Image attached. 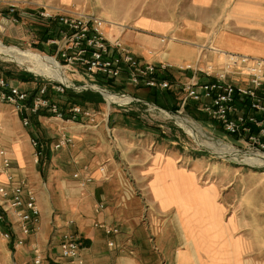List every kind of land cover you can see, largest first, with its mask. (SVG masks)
I'll list each match as a JSON object with an SVG mask.
<instances>
[{
	"label": "rangeland",
	"instance_id": "374dc122",
	"mask_svg": "<svg viewBox=\"0 0 264 264\" xmlns=\"http://www.w3.org/2000/svg\"><path fill=\"white\" fill-rule=\"evenodd\" d=\"M15 2L31 10L42 7L55 9L29 1ZM3 26L5 30L0 31V42L5 46H18L23 51H30L34 56L40 57H48L40 53L41 50L47 54L55 52L54 46L50 48L47 46V48L44 42L38 45L40 50L34 45H29V34L25 29L23 31L26 35L22 39L19 38L20 26L13 27V32L10 31L11 26ZM40 29L43 30V28ZM40 35H43V31L39 32ZM56 61L58 67L60 65L64 67L60 69L64 71L66 82L69 81L72 84L76 93L90 91L103 98V102L99 104L88 103L101 113V120L96 126L88 121L76 123L54 117L36 118L34 128L43 144L45 154L41 163L35 162V148L30 143V134L20 122L19 131L16 132L17 136L14 139L21 140V144L25 147L26 164L34 169L33 173H28L27 170L21 171L28 173L38 192L43 223L41 233L34 234L29 243L18 250L13 249L0 235V240L5 244L0 251L7 250L8 264H34L32 256L34 244L48 250L44 264H58L56 263L59 260L58 242L61 233L67 229L66 224L69 221L74 223L71 226L74 232H83L86 235V230L94 228L100 238L111 239L115 243L121 239L123 233L131 237V229L127 227L128 223L124 220L142 218L145 222L147 221L148 180L139 171L154 165L158 167L152 169L155 170L154 182L157 183L153 186V191L161 204H176L183 210L195 208L194 213L210 221L211 226L218 225L222 219L214 211L218 206H223L219 205L217 200L214 188L216 187L219 190L220 201L227 208L226 217L233 216L238 221L248 224L236 232V237H245L246 262L264 264V164L249 157V152L243 151L246 147L240 139L224 132L216 123L197 110L192 109V112H189L187 109L181 112L180 114L197 122L213 141L219 143L220 148H214L207 139L199 137L193 129L176 117L175 113H170L173 107L166 104L165 94L159 93L156 98L152 92L130 85L124 87L117 85V89L110 88L109 83L92 79L82 70L72 71L59 58ZM10 72L19 76L29 74L27 77L32 80L27 82L29 88L43 84L46 78L63 81L39 72L33 63L20 64L14 58L7 59L0 56V73L7 75ZM95 84L105 89L102 91H109L113 95L126 94L125 96L131 98V101L111 102L104 92L105 97L99 92L84 89L85 86ZM56 98L62 103L66 100L64 97ZM132 98L143 100V102L132 101ZM158 98L161 105L157 103ZM14 116L11 106L0 103L1 136L4 137V125ZM64 133L72 138V142L61 148H55L60 136ZM5 144L10 153L13 152L11 141L5 140ZM168 156L176 157L177 163ZM164 159L168 161L159 164ZM170 161L185 169L193 168L198 164L201 169L199 181L205 188L202 190L194 177L185 181L175 169L171 170L173 168ZM101 167L107 171L105 174L101 172ZM167 177L173 178L171 184L166 181ZM88 178L92 179L87 181ZM101 203L105 204V209L108 207L112 210L117 209L112 213V223L121 227L122 232L118 236L107 235L100 230L102 228L97 229L99 227H96L95 221L86 224L91 218L86 208L89 205L92 206L95 213L97 205ZM121 206L127 208L128 213H119ZM136 208L142 211L133 213ZM208 214L211 215L206 217ZM213 214H218L219 217L214 224ZM234 222L233 218L230 219L231 224ZM194 244L197 249L204 246V249L209 250L205 234H203L202 244L197 241H194ZM147 245L148 248L152 247L150 242H147ZM235 249L237 253H240L245 249L244 243L237 239ZM0 257L3 262L2 252ZM68 260L66 259V262L62 264H77L75 261L69 263Z\"/></svg>",
	"mask_w": 264,
	"mask_h": 264
},
{
	"label": "built area",
	"instance_id": "2783aa9c",
	"mask_svg": "<svg viewBox=\"0 0 264 264\" xmlns=\"http://www.w3.org/2000/svg\"><path fill=\"white\" fill-rule=\"evenodd\" d=\"M1 6L0 18L7 22V27L20 26L21 38L26 35L25 29L29 34V45L38 46L44 42L46 47L54 46V53H40L59 58L72 71L82 70L90 78L109 84L149 88L152 91L172 90L180 112L189 108L197 110L224 132L240 139L246 147L243 151L264 152V58L227 53L219 68L213 64L205 68L192 64L180 67L181 70L192 71V75L185 81L173 82L170 78L172 66L143 61L120 36L108 38L103 31L106 21L99 16L46 7L31 10L16 2ZM4 30L2 26L0 31ZM41 31L43 35L39 36ZM44 81L29 88L27 82L19 77L0 73V103L11 106L29 132L36 163H41L45 155L34 128L36 118L54 117L76 123L88 121L96 126L101 120V113L91 106L77 103L64 106L56 98L65 97L67 89H74L69 81L52 78ZM136 101L143 102L140 99ZM71 142L72 138L64 133L55 148ZM0 163V176H4L0 179V235L18 250L39 233L43 221L42 208L28 173L19 171L1 135ZM101 172L105 174L107 171L101 167ZM104 210L105 204L101 203L95 213ZM73 224L69 221L67 229L61 233L57 247L59 258L85 264L81 253L83 238L80 233L72 231ZM95 225L107 235H118L121 231L119 225L106 222H96ZM109 245L115 246V241L111 240ZM47 254L45 247L38 244L32 246L34 264H44Z\"/></svg>",
	"mask_w": 264,
	"mask_h": 264
},
{
	"label": "crops",
	"instance_id": "0c3cea01",
	"mask_svg": "<svg viewBox=\"0 0 264 264\" xmlns=\"http://www.w3.org/2000/svg\"><path fill=\"white\" fill-rule=\"evenodd\" d=\"M15 1H29L99 16L106 21L103 31L108 38L121 36L143 61L172 66L170 78L173 82L185 81L192 75V71L181 70L180 67L192 64L205 68L213 64L219 68L227 53L264 58V0H0V6ZM4 24L7 25V22L0 18V29ZM18 34L19 38L23 35L20 31ZM164 37L166 41H162ZM157 92L167 96L165 101L168 106H177L174 91ZM20 125V119L15 115L3 127L4 138L11 141L12 157L19 171L33 173V167L26 164L24 145L20 139H14ZM168 158L173 162L177 159L173 156ZM166 161L161 160L159 164ZM173 162L171 170L175 169L185 181L196 178L201 189L205 188L199 181L201 169L198 164L185 169ZM157 167L149 166L139 171L148 180L147 221L126 218L124 221L131 229V237L123 233L113 247L109 245L111 239L100 238L94 228L86 230V235L81 232L84 243L81 253L85 264H250L244 257L247 245L245 237H236V232L248 224L233 216L226 217L227 208L220 201L219 190L214 187L219 205L223 206H218L214 211L222 219L218 225L211 226L210 221L194 213L195 208L183 210L176 204H161L153 191L157 183L154 182L155 170L152 169ZM0 179H4V176H0ZM166 181L171 184L173 178L167 177ZM120 208L119 213H128L127 208ZM86 209L91 217L86 224L91 221L113 224L112 213L117 210L108 207L103 212L94 213L90 205ZM141 211L136 208L133 213ZM232 218L234 224L230 223ZM41 231L42 228L39 233ZM203 234L209 250L204 246L200 249L195 247L194 241L202 244ZM237 239L245 245L240 253L235 249ZM147 242L151 243V248H148ZM4 246L0 240V248ZM1 252L3 262L0 257V264H8L7 250ZM58 259V264L66 262V258ZM68 261L73 262L71 259Z\"/></svg>",
	"mask_w": 264,
	"mask_h": 264
},
{
	"label": "bare ground",
	"instance_id": "6f19581e",
	"mask_svg": "<svg viewBox=\"0 0 264 264\" xmlns=\"http://www.w3.org/2000/svg\"><path fill=\"white\" fill-rule=\"evenodd\" d=\"M0 56L7 57V59L14 58L20 64L23 63V62H25V63H33L34 66L37 68V70L39 72H42L43 74H46V75H52L54 78L63 80L65 82L67 80L65 78L64 71L62 69H60V67L63 68V69H64V67L62 65H60V67H58L59 65L58 64H57L58 66L56 65L57 61H56V58H54V57H51L50 58V56H48V55H46V56H48L49 58L48 57H40V56H36V55L34 56L30 51L25 52L22 49L17 48V47L5 46L1 42H0ZM103 92L111 100V102L112 101H115V102H118V103H123V102H129V101H131V98L126 97V96L113 95L109 91H103ZM174 115L176 117H178L188 127H190L191 129H193L199 135V137L205 138V140L207 139V141L209 142V144L211 146H213L214 148H220L218 146L219 143L217 144L216 141H213V139L208 136L209 134L207 135L205 133V131L202 129V127L199 124H197V122H195L194 120L190 119L186 115H185L186 116L185 117L184 115H182L180 113L174 114ZM201 140H203V139H201ZM222 147H221V149H222ZM223 148H225V147H223ZM262 153L263 152H258V151H256V152H249L248 155H250L249 157H251V158L257 160L258 162L264 164V154H262ZM188 200H190V198ZM213 216L215 218V219H213V224H214L215 223V220H217V221L219 220V217H218V214H216V215L213 214Z\"/></svg>",
	"mask_w": 264,
	"mask_h": 264
},
{
	"label": "trees",
	"instance_id": "16d2710c",
	"mask_svg": "<svg viewBox=\"0 0 264 264\" xmlns=\"http://www.w3.org/2000/svg\"><path fill=\"white\" fill-rule=\"evenodd\" d=\"M36 48L39 49L38 46H36ZM41 51L45 52L43 50H41ZM10 75L17 76V77H19L20 79H22L23 81H26V82L32 81L31 78L27 77L29 74L28 75L25 74V76H24V74L23 75L21 74L19 76L18 74L10 72ZM109 86H110V88H116V89L118 88L117 85L111 84V83L109 84ZM122 86L124 87L125 85H122ZM140 89L152 92V94H154V96H156V98H157V95L159 94L156 90L152 91L149 88H140ZM64 98L66 99L62 103L64 106H66L68 103H77V104H81V105L90 106V105H88V103L99 104V103L103 102V98L97 93L90 92V91L82 92V93H76L73 89H67ZM59 101H60V99H59ZM157 103H159L161 105V101L159 100V98H158V102ZM173 110H178V107L174 106ZM188 111L192 112V108H189Z\"/></svg>",
	"mask_w": 264,
	"mask_h": 264
},
{
	"label": "water",
	"instance_id": "95a60500",
	"mask_svg": "<svg viewBox=\"0 0 264 264\" xmlns=\"http://www.w3.org/2000/svg\"><path fill=\"white\" fill-rule=\"evenodd\" d=\"M84 89L85 90H92V91L99 92L102 96H104V93H103L102 90H105V89L99 88V87H97V85H88V86H85ZM170 113L178 114V113H181V112L179 110H173V111H170Z\"/></svg>",
	"mask_w": 264,
	"mask_h": 264
}]
</instances>
